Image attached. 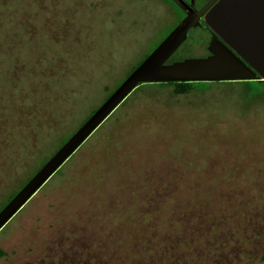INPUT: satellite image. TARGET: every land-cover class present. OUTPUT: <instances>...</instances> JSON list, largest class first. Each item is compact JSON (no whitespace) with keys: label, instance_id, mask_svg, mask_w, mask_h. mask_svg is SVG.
I'll list each match as a JSON object with an SVG mask.
<instances>
[{"label":"rangeland","instance_id":"1","mask_svg":"<svg viewBox=\"0 0 264 264\" xmlns=\"http://www.w3.org/2000/svg\"><path fill=\"white\" fill-rule=\"evenodd\" d=\"M177 6L0 0V206L174 28ZM205 44L193 27L167 62ZM196 88H135L0 230V264H264V82ZM199 212L238 229L220 250L157 240ZM141 235L151 246H133Z\"/></svg>","mask_w":264,"mask_h":264},{"label":"water","instance_id":"2","mask_svg":"<svg viewBox=\"0 0 264 264\" xmlns=\"http://www.w3.org/2000/svg\"><path fill=\"white\" fill-rule=\"evenodd\" d=\"M171 1L185 16L0 209V230L140 84L264 80V0H208L199 9ZM201 16L213 32L209 54L166 63Z\"/></svg>","mask_w":264,"mask_h":264},{"label":"snow or ice","instance_id":"3","mask_svg":"<svg viewBox=\"0 0 264 264\" xmlns=\"http://www.w3.org/2000/svg\"><path fill=\"white\" fill-rule=\"evenodd\" d=\"M182 225L180 233L171 237L162 234L157 236V240H165L170 246L174 247L183 240L184 235H187L188 239H200L202 237L204 241L203 251L206 252L212 248L220 250V244H227L228 240L232 238L233 232L238 230L235 226L229 225L223 216L219 219H211L206 212H199L194 216L185 217ZM192 234H195V237ZM153 235H156L155 231H153ZM218 241L220 244L217 243ZM142 242L148 246H151L152 243L150 239L145 241L143 235L135 238L132 243L134 247L139 249L142 247ZM143 250L146 251L147 248L143 247ZM213 264H229L228 258L223 255L216 256L213 258Z\"/></svg>","mask_w":264,"mask_h":264},{"label":"trees","instance_id":"4","mask_svg":"<svg viewBox=\"0 0 264 264\" xmlns=\"http://www.w3.org/2000/svg\"><path fill=\"white\" fill-rule=\"evenodd\" d=\"M171 3H173V4H175L174 2H172L171 0H169ZM176 5V4H175ZM177 6V5H176ZM178 7V6H177ZM178 9L182 12V10L178 7ZM183 13V12H182ZM183 15V14H182ZM162 39V38H161ZM158 44V43H157ZM153 49V48H152ZM152 49H150L141 59H140V61L135 65V66H133L128 72H127V74H126V76L150 53V51L152 50ZM125 76V77H126ZM124 77V78H125ZM123 78V79H124ZM123 79L115 86V88L123 81ZM253 81H258V82H264V80H246V81H216L217 83H228V82H230V83H233V82H244V83H249V82H253ZM207 82H210V81H199V82H186V81H179V82H177V81H175V82H160V83H156V84H162V85H166V86H169V87H171V91L174 93V94H186V93H189V92H191V91H193V90H196L197 88H196V85H198V84H200V83H207ZM212 82H214V81H212ZM140 85H152V83H150V84H147V83H145V84H140ZM114 88V89H115ZM112 92V91H111ZM111 92H109V94H107L106 95V97L103 99V101L110 95V93ZM102 101V102H103ZM101 102V103H102ZM100 103V104H101ZM99 104V105H100ZM98 105V106H99ZM97 106V107H98ZM95 110V109H94ZM94 110H92L91 112H90V114L85 118V120L91 115V113H93V111ZM84 120V121H85ZM83 121V122H84ZM82 122V123H83ZM81 123V124H82ZM80 124V125H81ZM79 125V126H80ZM72 134V133H71ZM71 134H69V135H67L66 137H63L62 139H61V141L59 142V144L57 145V147L51 152V153H49V155L45 158V160H43V162H41V164L36 168V169H34V171L29 175V176H27L18 186H17V188L16 189H14L13 191H11L8 195H7V197L5 198V201L1 204V206H0V209L16 194V192L34 175V173L49 159V157H51V155L68 139V137L71 135ZM58 171V170H57ZM5 255V252L2 250V249H0V257H2V256H4Z\"/></svg>","mask_w":264,"mask_h":264},{"label":"flooded vegetation","instance_id":"5","mask_svg":"<svg viewBox=\"0 0 264 264\" xmlns=\"http://www.w3.org/2000/svg\"><path fill=\"white\" fill-rule=\"evenodd\" d=\"M186 4L189 5L190 3V0H183ZM208 0H193V9H199L200 7H202ZM173 2V1H172ZM210 6L207 8L209 9ZM182 12H183V15L181 17V19L185 16V10L181 9ZM180 19V20H181ZM179 22V21H178ZM199 25L196 26V28H198L200 31H202L206 37V44L204 46V49H205V56L209 54L208 50H207V46H208V42L211 38V35H212V30L206 25V23L204 22V18L203 16H201L199 18ZM166 63H169L166 61Z\"/></svg>","mask_w":264,"mask_h":264}]
</instances>
